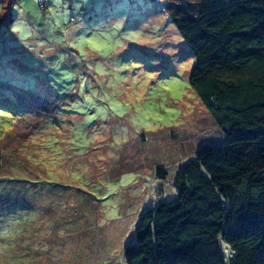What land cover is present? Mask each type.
<instances>
[{
	"label": "rangeland",
	"instance_id": "obj_1",
	"mask_svg": "<svg viewBox=\"0 0 264 264\" xmlns=\"http://www.w3.org/2000/svg\"><path fill=\"white\" fill-rule=\"evenodd\" d=\"M6 1L0 45L24 62L0 69L22 111L0 102V264H123L143 210L175 199L176 168L224 143L188 84L193 58L160 0Z\"/></svg>",
	"mask_w": 264,
	"mask_h": 264
},
{
	"label": "trees",
	"instance_id": "obj_2",
	"mask_svg": "<svg viewBox=\"0 0 264 264\" xmlns=\"http://www.w3.org/2000/svg\"><path fill=\"white\" fill-rule=\"evenodd\" d=\"M160 1L193 58L188 84L224 143L198 146L194 158L176 168L175 199L143 210L122 242L123 264H264V0ZM8 2L6 12L0 7V25L13 20ZM15 53L12 45H0L5 73H14L8 61L24 62ZM0 94L6 107L14 103L22 112L7 92ZM48 124L45 118L41 127ZM154 171L166 177L164 167ZM68 215V222L86 227L76 219L81 211Z\"/></svg>",
	"mask_w": 264,
	"mask_h": 264
},
{
	"label": "crops",
	"instance_id": "obj_3",
	"mask_svg": "<svg viewBox=\"0 0 264 264\" xmlns=\"http://www.w3.org/2000/svg\"><path fill=\"white\" fill-rule=\"evenodd\" d=\"M45 206H42V213H44V212H46V214H48L49 213V210L47 209L46 211H45ZM65 226H67V225H65ZM65 226H64V228H65ZM69 237V236H68ZM70 238V237H69ZM70 242H73V240H71Z\"/></svg>",
	"mask_w": 264,
	"mask_h": 264
}]
</instances>
